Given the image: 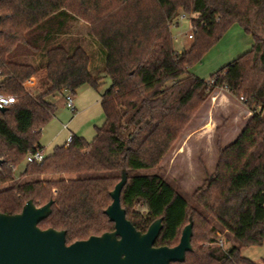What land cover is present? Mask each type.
I'll list each match as a JSON object with an SVG mask.
<instances>
[{
  "label": "trees",
  "instance_id": "16d2710c",
  "mask_svg": "<svg viewBox=\"0 0 264 264\" xmlns=\"http://www.w3.org/2000/svg\"><path fill=\"white\" fill-rule=\"evenodd\" d=\"M185 15L192 39L179 52L171 26ZM234 25L253 45L213 73L210 86L190 69ZM79 26L84 31L74 33ZM86 42L100 48V74L90 73ZM39 73L44 87L32 94L24 84ZM105 77V119L93 140L71 135L40 161L32 158L15 183L20 160L42 151L41 129L56 111L49 98L86 85L97 90ZM221 87L242 98L250 115L219 149L213 172L192 192L193 205L174 211L179 195L158 176H127L120 194L137 231L162 218L156 247L176 246L192 220V250L182 264H257L241 248L264 240V0H0V94L16 100L0 111V213L52 201L38 227L65 231L66 245L112 232L104 212L121 172L158 167ZM208 217L239 246H216L219 228Z\"/></svg>",
  "mask_w": 264,
  "mask_h": 264
},
{
  "label": "rangeland",
  "instance_id": "374dc122",
  "mask_svg": "<svg viewBox=\"0 0 264 264\" xmlns=\"http://www.w3.org/2000/svg\"><path fill=\"white\" fill-rule=\"evenodd\" d=\"M80 31H84L81 26L73 30L74 33ZM190 34H192L190 18L186 15L178 19L177 25L171 26L173 47L176 51H185L189 48L191 40L187 36ZM246 40L251 42L250 37L235 26L213 46L199 63L190 69V73L209 81L213 73L251 48V44H248ZM83 47L91 59L90 73L100 74L102 64L96 55L97 50H100L99 46H92L86 42ZM42 76L41 73L33 76L31 85L25 86L30 93L42 90L44 87V81H41ZM109 85L110 81L105 77L97 90L87 85L79 88L74 95H71L76 108L75 112L65 106L64 93L55 94L49 98V101L55 105L56 111L41 129L39 144L42 147V158L48 156L54 147L68 142L71 133L82 137L88 143L93 140L96 128L101 127L105 119L99 97ZM249 115L240 98L218 89L195 113L174 150L158 167L133 170L127 176L160 177L179 195V201L174 210L176 212L183 202L193 205L192 192L202 184L207 174L213 172L219 149L228 146L236 139ZM31 159V154L25 155L15 166V183L23 181L20 176ZM77 176L79 175H65L64 177L76 178ZM208 219L216 223L210 217ZM178 224L179 222L174 225V229ZM215 225L219 228V238L222 239L225 248L231 245L239 246L237 241L220 229L218 224ZM183 227L179 230L178 240ZM169 234L172 235L173 232ZM241 252L244 257L253 262L264 264V240L260 246L241 248Z\"/></svg>",
  "mask_w": 264,
  "mask_h": 264
},
{
  "label": "water",
  "instance_id": "95a60500",
  "mask_svg": "<svg viewBox=\"0 0 264 264\" xmlns=\"http://www.w3.org/2000/svg\"><path fill=\"white\" fill-rule=\"evenodd\" d=\"M126 182L123 170L104 212L113 231L70 245H66L65 231L38 227L50 215L52 201L42 207L27 201L18 214L0 213V264H182L192 250V220L182 229L176 246L156 247L162 218L151 223L146 232L137 231L120 204Z\"/></svg>",
  "mask_w": 264,
  "mask_h": 264
},
{
  "label": "built area",
  "instance_id": "2783aa9c",
  "mask_svg": "<svg viewBox=\"0 0 264 264\" xmlns=\"http://www.w3.org/2000/svg\"><path fill=\"white\" fill-rule=\"evenodd\" d=\"M179 18H183V16H181V17H179ZM187 38H188L189 40H191V39H192L191 34L188 35ZM207 84L210 85V86L213 85V84H214V80H213V79H210L209 81H207ZM24 85H25V86H26V85H28V86L31 85V79H29L27 82H25ZM219 90H224V91L229 92L228 89H227L226 87H221V88H219ZM63 93L65 94V106H66L69 110H71V111L74 112L73 99H72V97H71V94H70L69 92H67V91H64ZM240 101H243V99L240 98ZM15 103H16V100H15L14 97H12V96H5V95L0 94V109H1V108H7V107H9V106H12V105H14ZM70 140H71V136L68 138V142H70ZM32 158H33L34 160H36V161H40V160L42 159L41 153H36V154H34V155L32 156ZM217 235H218V236H217L216 246H218V247H220V248H222V249H226L225 246H224V243H223L222 239L219 238V237H220L219 233H218Z\"/></svg>",
  "mask_w": 264,
  "mask_h": 264
},
{
  "label": "crops",
  "instance_id": "0c3cea01",
  "mask_svg": "<svg viewBox=\"0 0 264 264\" xmlns=\"http://www.w3.org/2000/svg\"><path fill=\"white\" fill-rule=\"evenodd\" d=\"M235 26H237V25L232 26V27L228 30L227 33H229L232 29H234ZM237 27H238V26H237ZM241 31H242V30H241ZM227 33H226V34H227ZM226 34H225V35H226ZM225 35H224V36H225ZM247 36H248V35H247ZM249 37H250V36H249ZM250 39H251V37H250ZM246 41L248 42V40H246ZM248 44H251V46L253 45V41H252V39H251V42H250V41L248 42ZM73 106H74V102H73ZM75 110H76V108H75V106H74V112H75ZM71 135H73V134L71 133ZM65 143H66V142H65ZM65 143H64V144H65Z\"/></svg>",
  "mask_w": 264,
  "mask_h": 264
}]
</instances>
